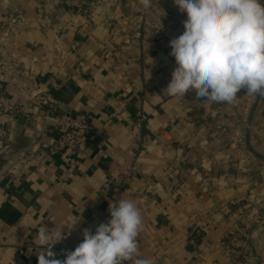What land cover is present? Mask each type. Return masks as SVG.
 Segmentation results:
<instances>
[{
    "label": "crops",
    "instance_id": "obj_1",
    "mask_svg": "<svg viewBox=\"0 0 264 264\" xmlns=\"http://www.w3.org/2000/svg\"><path fill=\"white\" fill-rule=\"evenodd\" d=\"M95 1L0 0V94L22 108L0 116V264H38L42 226L63 228L52 258L73 251L120 198L142 212L141 257L231 264L241 214L264 221V98L168 96L170 41L186 13L173 0L148 10ZM43 100L89 116L93 138L77 156L49 155L55 122ZM263 241L264 227L247 228L248 264L264 256Z\"/></svg>",
    "mask_w": 264,
    "mask_h": 264
},
{
    "label": "clouds",
    "instance_id": "obj_2",
    "mask_svg": "<svg viewBox=\"0 0 264 264\" xmlns=\"http://www.w3.org/2000/svg\"><path fill=\"white\" fill-rule=\"evenodd\" d=\"M145 10L153 0H139ZM186 13L184 31L170 41L176 67L164 92L183 99L194 91L198 99L234 104L238 93L264 98V5L260 0H173ZM162 25V24H161ZM162 27V26H161ZM110 219L83 230V241L61 261L50 251L65 239L62 229L38 228V264H155L141 257L138 237L143 216L137 202L109 201Z\"/></svg>",
    "mask_w": 264,
    "mask_h": 264
},
{
    "label": "built area",
    "instance_id": "obj_3",
    "mask_svg": "<svg viewBox=\"0 0 264 264\" xmlns=\"http://www.w3.org/2000/svg\"><path fill=\"white\" fill-rule=\"evenodd\" d=\"M52 114L55 122L56 137L48 146L51 157H67L68 160L78 155L92 140L93 127L88 115L84 113H61L48 100L41 102ZM21 106L5 94H0V116L17 118L21 114ZM130 172L127 173V177ZM66 251L58 260L66 258Z\"/></svg>",
    "mask_w": 264,
    "mask_h": 264
},
{
    "label": "rangeland",
    "instance_id": "obj_4",
    "mask_svg": "<svg viewBox=\"0 0 264 264\" xmlns=\"http://www.w3.org/2000/svg\"><path fill=\"white\" fill-rule=\"evenodd\" d=\"M103 2L104 0H96L95 2ZM105 1H109V0H105ZM228 129H230V131L228 129H226V134L229 135H234L235 133V128H233L232 126L228 125L227 126ZM232 131V132H231ZM229 132V133H228ZM239 132V131H237ZM244 134L240 135L239 140L237 142V145H241L244 146ZM233 144H234V140H233ZM242 218H244V220L246 221V224L242 225L240 228V232L238 231L233 237H232V249L235 251L232 253V255L230 256V263L231 264H248V257L249 255L252 253V249L250 247L249 244L246 243V236H247V228H250V233L257 228H262L264 227V221L262 220L261 217H258L257 214H253L251 212L248 213H243L241 214ZM249 238L250 240V234L247 237V239ZM263 247H264V241H263ZM262 247V250L264 251V248ZM252 256V254H251ZM256 261L258 262V264H263V259L264 256H261L259 253L257 255V257H255Z\"/></svg>",
    "mask_w": 264,
    "mask_h": 264
},
{
    "label": "water",
    "instance_id": "obj_5",
    "mask_svg": "<svg viewBox=\"0 0 264 264\" xmlns=\"http://www.w3.org/2000/svg\"><path fill=\"white\" fill-rule=\"evenodd\" d=\"M252 116H253V115H252ZM251 120H252V117H251L250 120H249V124H248L249 126H250V124H251ZM263 225H264V224H263Z\"/></svg>",
    "mask_w": 264,
    "mask_h": 264
}]
</instances>
